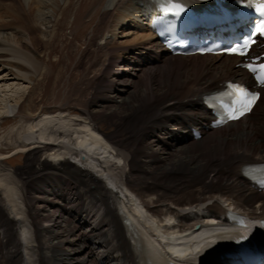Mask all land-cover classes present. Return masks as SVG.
Segmentation results:
<instances>
[{"label": "bare ground", "instance_id": "obj_1", "mask_svg": "<svg viewBox=\"0 0 264 264\" xmlns=\"http://www.w3.org/2000/svg\"><path fill=\"white\" fill-rule=\"evenodd\" d=\"M156 13L151 0H0V85H28L0 101L16 110L0 126L16 122L0 152V264H222L224 215L264 218V191L242 174L264 162V89L250 115L193 140L203 95L249 76L235 57L165 53ZM17 153L26 169L3 164ZM46 170L74 181L77 215L61 183L52 196L28 182Z\"/></svg>", "mask_w": 264, "mask_h": 264}, {"label": "rangeland", "instance_id": "obj_2", "mask_svg": "<svg viewBox=\"0 0 264 264\" xmlns=\"http://www.w3.org/2000/svg\"><path fill=\"white\" fill-rule=\"evenodd\" d=\"M23 27L27 29L28 28V25H24ZM36 28L38 30H40L41 29V26H40V29H39V26L36 27ZM68 37H69V39H71V40L67 41V43H68L67 44L68 49L63 50L64 48H61L60 51L62 52V55L63 56H68L67 54H69V58H70L69 61L70 62L72 61V63H74V61L76 62L77 59H78V58H76V57H78V54H76V50L74 48L75 47H77V48L79 47L80 48V46H78V45H80V43H77V41L75 39H73L74 37H72V36L71 37L68 36ZM68 37H67V39H68ZM61 46H63V44ZM38 49H41L40 46L38 47ZM67 50H68V52H67ZM61 52H60V54H61ZM63 59L65 60L64 57H63ZM70 62H69L68 65H70ZM116 65L117 64L115 63L111 67V70H113V71L114 70L115 71L118 70L117 68H115ZM80 66H81V70H83L82 67L85 68V66H83V65H80ZM112 68H114V69H112ZM107 77H109V76L107 75ZM18 83H20V84H18ZM77 83H78V86H80L81 84H84V83H82V81H79V80H78ZM27 89H28L27 83L26 82H21V81H19V82L18 81L17 82L9 81L8 83L4 84L3 86L0 85V101H1L2 105L5 104V101L4 100L7 99V97H9L11 99L12 98H15V97H17V96L20 95V92L22 93L23 91H27ZM3 90H5V91H3ZM80 98H82V97H80ZM15 111L16 110H14L13 112H7L6 113L4 111V109L1 108L0 109V126H1V124L5 120L12 118L13 117V114L15 113ZM72 113H75V110L72 109ZM15 124H16V122H9V123L5 124V126H3L0 129V143H1V146H3L2 148L0 147V152L3 153L4 156H6L8 153L9 154H12L11 153L12 152V148L11 147L10 148H5V143L7 141L6 139H7V136L8 135H6V134H7L8 130H9V128L15 126ZM100 125H101V127H102V129L104 131H112V130H115V126L108 127V125L105 122L104 123H101ZM5 135H6V137H5ZM14 137H15V134H13L11 136V142H13V143L16 140V138H14ZM13 139H14V141H13ZM26 158L27 157H26V155L24 153H17V154H15V155H13V156H11L9 158L4 159L3 164L4 165H7L8 167H13V168H17V169H19V168L20 169H24V168L26 169V167H25L26 161H27ZM30 183H31V181H30ZM62 186L64 187L65 185L64 184H61V187H58V188L55 187V190L57 192L61 191L60 193H58L57 198L64 202L65 201L64 198L66 196L65 194H67V191H66V188H65L66 186L64 188ZM70 186H72V183H71ZM61 196L63 197L62 199H61ZM64 204H65V206H69L68 204L66 205L65 202H64ZM69 207H71V206H69ZM71 209H72V207H71ZM74 211L71 213L72 216L73 215H77L79 213L77 210H74ZM76 211H77V213H76Z\"/></svg>", "mask_w": 264, "mask_h": 264}, {"label": "snow or ice", "instance_id": "obj_3", "mask_svg": "<svg viewBox=\"0 0 264 264\" xmlns=\"http://www.w3.org/2000/svg\"><path fill=\"white\" fill-rule=\"evenodd\" d=\"M255 7V10L260 14V16L264 17V0H255V4H250L249 7ZM165 11H175L176 15H179L184 11L182 5L173 3L170 8H164ZM260 34H264V21H262L256 29ZM249 47L247 43L243 46L234 47L230 51L233 53L243 54V49ZM251 73L255 75V79L261 85H264V63H261L258 67L252 65H246ZM229 88L233 89V94L239 93L237 96L236 102L241 105L240 114L242 115L244 110H250L251 105L255 102L258 98L256 95L249 93L245 88L235 85L229 84ZM232 118H238L235 113L232 114Z\"/></svg>", "mask_w": 264, "mask_h": 264}]
</instances>
